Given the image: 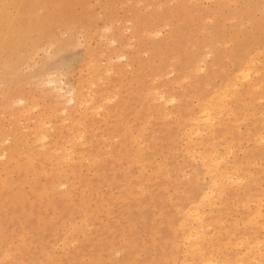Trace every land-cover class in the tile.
<instances>
[{
	"label": "rangeland",
	"instance_id": "1",
	"mask_svg": "<svg viewBox=\"0 0 264 264\" xmlns=\"http://www.w3.org/2000/svg\"><path fill=\"white\" fill-rule=\"evenodd\" d=\"M0 18V264H264V0H1Z\"/></svg>",
	"mask_w": 264,
	"mask_h": 264
},
{
	"label": "bare ground",
	"instance_id": "2",
	"mask_svg": "<svg viewBox=\"0 0 264 264\" xmlns=\"http://www.w3.org/2000/svg\"><path fill=\"white\" fill-rule=\"evenodd\" d=\"M0 2H1V0H0ZM31 21H32V20H31V18H30V20L28 21V25H29V26L26 27V28L24 29V32H23L24 34H28V32H29V29H28V28L30 27V23H31ZM0 22H1V18H0ZM259 53H260V52H259ZM110 60H111V59H110ZM118 60H119V59H118ZM116 61H117V60H116ZM249 61H250V58H249ZM248 64H249V63H248ZM248 64H247V65H248ZM252 64H253V62H252ZM247 65L245 64V66H247ZM247 67H248V66H247ZM203 68H204V67H203ZM203 68H202V69H203ZM242 68H243V67H242ZM244 69H245V68H244ZM249 69H252V68H249ZM242 70H243V69H242ZM242 70H241V72H242ZM110 71H111V70H110ZM246 71H247V72H246ZM246 71H245V73H242V74L246 75V73H247V75H249V74H250V71H248V68H247ZM251 71H252V70H251ZM248 72H249V74H248ZM238 73H240V72H238ZM236 74H237V73H236ZM251 75H252V74H251ZM242 77H243V79L249 78V76H247V77L244 78L243 75H242ZM47 78H48V77H47ZM52 79H53V78H52ZM52 79L49 80L48 82L50 83V85H53V88H55V90L58 89V90H56V91H59V92H56V93H60V96H62L61 93L65 92V90H64L65 88L61 85L62 83H58V81L56 82L57 79H56V80H55V79L52 80ZM243 79H242V80H243ZM99 80H101L100 77H99ZM183 80H186V79H183ZM236 80H237V78H236ZM227 83H228V82H227ZM225 85H226V83H225ZM229 85H230V84H229ZM233 85H234V84H233ZM235 86H236V85H234V88H235ZM91 87H92V86H91ZM257 87H259V86H257ZM257 87H256V89H257ZM226 88H227V87H226ZM228 88H229V87H228ZM234 88H233V89H234ZM237 88H238V86H237ZM51 89H52V88H51ZM252 89H253V88H252ZM254 89H255V87H254ZM222 90H223V89H222ZM53 91H54V89H53ZM69 91H72V90H69ZM69 91H68V92H69ZM115 91H116V90H115ZM224 91H226V90L224 89L223 92H224ZM227 91H228V90H227ZM72 92H73V91H72ZM103 92H104V91H103ZM150 92H151V91H150ZM156 92H157V91H155V93H156ZM221 92H222V91H221ZM53 93H54V92H53ZM56 93H54V94H56ZM79 93H80V92H79ZM79 93H78L77 95H79ZM153 93H154V92H153ZM219 93H220V91H219ZM89 94H90V93H89ZM93 94H94V93H93ZM112 94H113V92H112ZM215 94H216V92H215ZM217 94H218V93H217ZM46 95H47V94H46ZM50 95H51V93H50ZM58 95H59V94H58ZM70 95H71V96H70ZM70 95H69L70 98H69V100H68V103L72 101V103L75 104V102L77 101V97H76L77 95L75 96L74 93H72V94H70ZM80 95H81V97H83V96H82V93H81ZM152 95H154V94H152ZM221 95H222V94H221ZM63 96H64V95H63ZM63 96H62L61 98H63ZM67 96H68V95H67ZM69 96H68V97H69ZM88 96H89V95H88ZM224 96H226V95L224 94ZM55 97L58 98V96H55ZM90 97H91V95H90ZM90 97H88V98H90ZM219 97H220V94H219ZM230 97H231V96H230ZM232 97H233V96H232ZM61 98H60V99H61ZM66 98H67V97H66ZM154 98H155V97H154ZM160 98H161V99L164 98V95H161ZM222 98H223V97H222ZM222 98H221V100H222ZM225 98H227V97H225ZM225 98H224V99H225ZM228 98H229V97H228ZM63 99H65V96H64ZM83 99H85V98L83 97ZM83 99H81V101H82ZM91 99H92V98H90V101H91ZM114 99H115V98H114ZM208 99H210V98H208ZM224 99H223V100H224ZM229 99H230V98H229ZM65 100H66V99H65ZM173 100H174V99H173ZM173 100H172V101H173ZM211 100H212V98H211ZM215 100H216V99H215ZM215 100H214V101H215ZM223 100H222V101H223ZM78 101H79V100H78ZM109 101H110V100H109ZM222 101H221V102H222ZM262 101H263V99H262ZM86 102H89V100L87 101V99H86ZM86 102H85V103H86ZM152 102H153V101H152ZM217 102H218V101H217ZM62 103H63V102H62ZM68 103H67V105H68ZM80 103H81V102H80ZM83 103H84V102H83ZM166 103H167V100H166L165 104H166ZM168 103H169V102H168ZM207 103H208V102H207ZM209 103H210V102H209ZM209 103H208V104H209ZM211 103H212V102H211ZM222 104H223V103H222ZM69 105H70V104H69ZM81 105L83 106V104H81ZM58 106H59V104H58ZM60 106H61V105H60ZM62 106H63V105H62ZM64 106H65V104H64ZM79 106H80V105H79ZM213 106L216 107L217 104L214 103ZM56 107H57V106H56ZM95 107H96V106H95ZM98 107H99V106H98ZM209 107H211V106L209 105ZM218 107H219V106H218ZM228 107H229V106H228ZM78 108H80V107H78ZM93 108H94V107H93ZM212 108H213V107H212ZM220 108H221V107H220ZM31 109H32V108H30V110H31ZM82 109H83V108H82ZM100 109H101V108H100ZM204 109H205V108H204ZM213 109H214V108H213ZM27 110L30 112L29 109H27ZM78 110H79V109H78ZM210 110H212V109H210ZM215 110H216V109H215ZM222 110H223V108H222ZM24 111H25V110H24ZM54 111H55V110H54ZM76 111H77V110H76ZM81 111H82V110H81ZM93 111H94V110H93ZM167 111H168V110H167ZM29 112H28V113H29ZM61 112L67 114V113H68V108H67V107L63 108V110H62ZM83 112H84V111H83ZM203 113H204V112H203ZM203 113H202V111H201V114H203ZM230 113H231V112H230ZM208 114H209V110H208ZM232 114H233V113H232ZM198 115H199V114H198ZM204 115H205V114H204ZM205 116H206V115H205ZM217 116H219V115H217ZM261 116H262V115H261ZM197 117H198V116H197ZM202 117H203V115H202ZM206 117L208 118V119L206 120V121H208V122H210V121L212 122L213 120H215V119H213V120H209V118H212V116L210 117V115H208V116H206ZM215 117H216V116H215ZM200 119H201V118H200ZM202 119L204 120V118H202ZM205 119H206V118H205ZM77 120H78V119H77ZM189 120H190V119H189ZM192 121L194 122V124L198 125L200 120H199V118H198V119L195 118V121H194V119H193ZM218 121H219V120H218ZM60 122H61V121H60ZM79 122H80V121H79ZM190 122H191V121H190ZM201 122H202V120H201ZM208 122H207V124H208ZM213 122H214V121H213ZM42 123H43V122H42ZM42 123H41V124H42ZM62 123H63V122H62ZM210 124H211V123H210ZM214 124H215V123H214ZM42 125H43V124H42ZM78 125H79V124H78ZM78 125H77V126H78ZM208 125H209V124H208ZM204 126H205V125H204ZM204 126H203V127H204ZM78 127H79V126H78ZM192 127H193V126H191V128H192ZM201 127H202V126H201ZM205 127H207V125H206ZM205 127H204V128H205ZM208 127H209V126H208ZM189 128H190V127H189ZM197 128H198V127H197ZM35 129H36V128H35ZM40 129H41V128H40ZM70 131H71V129H70ZM78 132H79V131H78ZM189 132H190V130H189ZM196 132H198V131L196 130ZM201 132H202V130H201ZM79 134H80V133H79ZM79 134L77 133V135H79ZM81 134H82V133H81ZM81 134H80V135H81ZM192 134H193V133H192ZM196 134H197V133H196ZM196 134H195V132H194V136H195ZM36 135H37V134H36ZM80 135H79V136H80ZM40 136H42L40 139H42L43 141H46V140H47V135H46V134H42V135H40ZM40 136H39V137H40ZM192 136H193V135H192ZM192 136H190V137H192ZM258 136H259V135H258ZM32 137H33V136H32ZM139 137H140V136H139ZM260 137H261V136H260ZM72 138H74V137H72ZM75 138H76V137H75ZM80 138H81V136H80ZM80 138H79L78 141H81ZM255 138H256V137H255ZM40 139H37V140H40ZM81 139H82V138H81ZM190 139H191V138H190ZM8 140H10V139L8 138ZM37 140H36V141H37ZM137 140H138V139H137ZM137 140H136V141H137ZM261 140H262V139H261ZM36 141H34V142L36 143ZM76 141H77V140H76ZM134 141H135V139H134ZM257 141H258V140H257ZM37 142H38V141H37ZM72 142H73V140H72ZM39 143H41V141H39ZM143 143H144V142H143ZM143 143H142V144H143ZM0 144H1V143H0ZM70 144H71V143H70ZM70 144H69V145H70ZM142 144H141V145H142ZM141 145H139V146L141 147ZM224 145H225V144H224ZM226 145H227V144H226ZM42 146H43V145H42ZM42 146H41V147H42ZM72 146H74V144H73V145L71 144L70 147L72 148ZM144 146H145V145H144ZM213 146H214V145H213ZM146 147H147V146H146ZM44 148H45V147H44ZM44 148H42V149H44ZM64 148H65V147H64ZM137 148H138V147H137ZM232 148H233V147H232ZM39 149H40V148H39ZM65 149H66V148H65ZM68 149H69V148H68ZM68 149H67V150H68ZM145 149H146V148H145ZM3 150H4V149H3ZM44 150H45V149H44ZM54 150H55V149H54ZM69 150H70V149H69ZM195 150H196V149H195ZM135 151H136V150H135ZM229 151H231V150H229ZM30 152H31V151H30ZM37 152H38V151H37ZM58 152H59V150H58ZM68 152H69V151H68ZM194 152H195V151H194ZM200 152H201V151H199V153H200ZM135 153H137V152H135ZM139 153H140V152H139ZM196 153H197V152H196ZM199 153L197 154V156L199 155ZM211 153H212V152H211ZM211 153H210V154H211ZM3 154H5V153H3ZM55 154L57 155L58 153H55ZM70 154L72 155L73 152L70 153ZM137 154H138V153H137ZM187 154H188V153H187ZM216 154H217V153H216ZM229 154H231V153H229ZM71 155H70V156H71ZM138 155H139V154H138ZM191 155H193V154H191ZM212 155H214V154H212ZM57 156H58V155H57ZM132 156H134V154H133ZM220 156H221V155H220ZM3 157H4V156H3ZM58 157H59V156H58ZM65 157H66V159H67L68 154H67V156L65 155ZM192 157H193V156H192ZM211 157H212V156H210L209 159H211ZM222 157H223V156H222ZM63 158H64V157H63ZM68 158H69V157H68ZM195 158H196V157H195ZM197 158H198V157H197ZM207 158H208V156H207ZM227 158H228V157H227ZM165 159H166V158H165ZM192 159H193V158H192ZM204 159H205V158H204ZM63 160H64V159H63ZM137 160H138V159H137ZM213 160H215V162L212 161V162H214V163H212V164L215 165L214 168H215V170H216V169L218 168V165L220 164V160H218L217 158H216V159H213ZM223 160H224V159H223ZM59 161H60V160H59ZM61 161H62V160H61ZM210 161H211V160H210ZM210 161H209V163H210ZM57 163H58V162H57ZM93 163H94V162H93ZM209 163H208V166L210 165ZM203 167H204V166H203ZM212 167H213V166H212ZM239 167H240V166H239ZM206 168H207V167H206ZM205 170H206V172H207L208 168L205 169ZM209 172H210V171H209ZM212 172H213V171H212ZM216 172H217V171H216ZM207 173H208V172H207ZM214 173H215V171H214ZM236 173H237V169H236ZM209 174H210V173H209ZM227 175H229V174H227ZM219 176H221V175H219ZM216 177H217V176H216ZM216 177H215V178H216ZM233 177H234V176H233ZM223 178H224V177H223ZM223 178H222V181H223ZM226 178H227V177H226ZM217 179L220 180V178H217ZM234 179H237V178H234ZM214 180H215V179H214ZM239 180H240V179H239ZM239 180H238V181H239ZM241 180H242V179H241ZM241 180H240V181H241ZM215 181H216V180H215ZM215 181H213V182H215ZM240 181H239V182H240ZM213 182H212V183H213ZM215 183L218 184V182H215ZM225 183H226V182H225ZM213 184H214V183H213ZM3 185H4V184H3ZM62 185H63V184H62ZM64 185H65V184H64ZM209 185H211V183H210ZM209 185H208V186H209ZM212 186L216 187L215 184H214V185H211V187H212ZM60 187H61V186H60ZM221 189H222V188H221ZM53 190H54V189H53ZM64 190L66 191L65 187H64ZM219 190H220V189H219ZM206 191H207V190H206ZM206 191H205V192H206ZM209 191H211V189H209ZM39 193H40V192H39ZM39 193H38V194H39ZM211 193H212V194H211ZM206 194H207L206 196L202 195L201 198H203V196H204V197H209V196L211 195L210 197H211L212 199H214V198L212 197V196H213V191H211V192H209V193L206 192ZM214 194H215V193H214ZM201 198H200V200H201ZM215 198H216V196H215ZM206 199H207V198H206ZM202 200L204 201V199H202ZM214 200H215V199H214ZM257 200H258V199H257ZM203 201H202V202H203ZM79 202H80V201H79ZM82 202H83V201H82ZM262 202H264V201H262ZM197 203H198V202H197ZM197 203H196V204H197ZM199 203H200V202H199ZM204 203H205V202H204ZM196 204H195V206H196ZM255 205H256V204H255ZM212 206H213V205H212ZM263 206H264V205H263ZM193 208H194V207H193ZM192 210H194V209H192ZM195 210H196V209H195ZM195 210L193 211V213L195 212ZM200 210H201V209H200ZM185 211H186V210H185ZM188 211H189V210H188ZM188 211H187V212H188ZM198 211H199V210H197L196 212H198ZM259 211H260V209L258 210V212H259ZM184 213H186V212H184ZM184 213H183V214H184ZM187 214H190V215L188 216V218L191 217V213H190V212H189V213H186V216H187ZM195 214H196V213H195ZM200 214L202 215V213H200ZM206 214H207V213H206ZM258 214H260V213H258ZM204 215H205V214H204ZM194 216H195V215H194ZM194 216H193V217H194ZM196 216H197V215H196ZM193 217H191V218H192L191 221H193V222H194V221H197L198 224H201V222H202V216H199V215H198V216L196 217V220H194ZM251 217H252V216H251ZM253 217H254V216H253ZM260 217H261V216H260ZM194 218H195V217H194ZM87 220H88V219H87ZM81 221H83V220H81ZM189 221H190V220H189ZM247 221H248V220H247ZM181 222L184 223L183 219H182ZM186 222H188V221H186ZM186 222H185V223H186ZM80 223H81V222H80ZM80 223H79V224H80ZM179 223H180V222H179ZM179 223H178V224H179ZM194 223H195V222H194ZM203 223H204V222H203ZM187 224H188V223H187ZM176 225H177V224H176ZM181 225H182V223H180V226H181ZM194 225H195V224H194ZM256 225H258V224H256ZM182 226H183V225H182ZM178 227H179V226H178ZM262 227H263V226H262ZM76 228H77V227H76ZM179 228H180V227H179ZM181 228H182V227H181ZM205 228H206V227H205ZM196 229H197V228H196ZM200 229H201V228H200ZM206 229H207V228H206ZM64 231H65V230H64ZM70 231H71V229H70ZM82 231H83V230H82ZM194 231H195V230H194ZM200 232H201V231H200ZM194 233H196V232H194ZM197 233H198V232H197ZM197 233H196V234H197ZM67 234H68V233H67ZM81 234H83V233H81ZM190 234H191V233H190ZM190 234H189V235H190ZM196 234H195V235H196ZM201 234L203 235V233H200V234L198 233L197 235L199 236V235H201ZM197 235H196V236H197ZM184 236H185V235H184ZM184 236H183V237H184ZM187 236H188V235H187ZM187 236L184 237L185 240H188V239H189V241H190V240H191V241L193 240V238L191 239V238H189V236H188V238L186 239ZM203 236H204V235H203ZM206 236H207V235H206ZM183 237H182V238H183ZM193 237H194V236H193ZM207 237H208V236H207ZM195 238H196V237H195ZM196 240H198V239L196 238L194 241H196ZM245 240H246V238H245ZM123 241H124V240H123ZM189 241H188V242H189ZM194 241H193V242H194ZM243 241H244V240H243ZM247 241H248V240H247ZM258 242H259V241H258ZM261 242H262V241H261ZM240 243L242 244V242H240ZM195 245H196V244H195ZM254 245H255V244H254ZM211 246H212V245H211ZM211 246H210V247H211ZM239 246H240V245H239ZM257 246L259 247V245H257ZM183 247H184V246H183ZM195 247H199V245L197 244V246H195ZM207 247H208V245H207ZM250 247H251V245H250ZM191 248H193V247H190L189 250H190ZM254 248H255V247H254ZM183 249H185V248H183ZM193 249H194V248H193ZM250 249H251V248H250ZM258 250H259V249H258ZM184 251H186V250H184ZM248 251H249V250H248ZM186 252H187V253H186ZM186 252H185V255L188 254V250H187ZM198 252H199V251H198ZM203 252H204V250H203ZM192 253H194V252H192ZM204 253H205V252H204ZM183 254H184V253H183ZM189 254H190V253H189ZM189 254H188V255H189ZM200 254H201V256L203 255L201 252L199 253V255H200ZM253 254H254V253H253ZM259 254H260V253H259ZM190 255H191V254H190ZM260 255H261V254H260ZM186 256H187V255H186ZM210 256H211V254H210ZM203 257H204V256H203ZM217 258H218V256H217ZM253 258H255V257H253ZM4 260H5V258H4ZM214 260H215V258H214ZM182 261H183V260H182ZM216 261H217V260H216ZM253 261H254V260H253ZM255 261H256V260H255ZM231 262H232V261H231ZM259 262H260V261H259ZM214 263H215V262H214L213 260H211V259H206V257H205V258H202V262H201V264H214ZM225 263H226V262H225ZM225 263H224V264H225ZM239 263H240V262H239ZM239 263H237V264H239ZM182 264H183V263H182ZM190 264H191V262H190ZM240 264H241V263H240ZM245 264H246V263H245Z\"/></svg>",
	"mask_w": 264,
	"mask_h": 264
}]
</instances>
